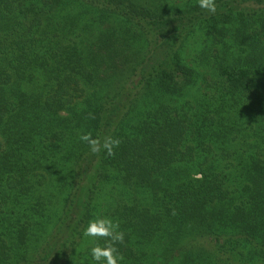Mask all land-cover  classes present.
<instances>
[{
  "label": "trees",
  "instance_id": "trees-1",
  "mask_svg": "<svg viewBox=\"0 0 264 264\" xmlns=\"http://www.w3.org/2000/svg\"><path fill=\"white\" fill-rule=\"evenodd\" d=\"M215 3L0 0V264L97 216L123 264H264V0Z\"/></svg>",
  "mask_w": 264,
  "mask_h": 264
},
{
  "label": "clouds",
  "instance_id": "clouds-1",
  "mask_svg": "<svg viewBox=\"0 0 264 264\" xmlns=\"http://www.w3.org/2000/svg\"><path fill=\"white\" fill-rule=\"evenodd\" d=\"M198 6L210 13L216 12L215 0H197ZM86 142L90 151L95 154L101 148L113 154L114 148L120 144L119 139L107 137L103 143L93 139L90 133L80 136ZM124 232L119 230V224L107 216H97L90 219L81 233V239L87 242L86 251L90 257L86 264H123L124 256L117 248V244L124 243Z\"/></svg>",
  "mask_w": 264,
  "mask_h": 264
},
{
  "label": "rangeland",
  "instance_id": "rangeland-1",
  "mask_svg": "<svg viewBox=\"0 0 264 264\" xmlns=\"http://www.w3.org/2000/svg\"><path fill=\"white\" fill-rule=\"evenodd\" d=\"M191 50H192V47H191ZM192 54H193V52H192Z\"/></svg>",
  "mask_w": 264,
  "mask_h": 264
}]
</instances>
